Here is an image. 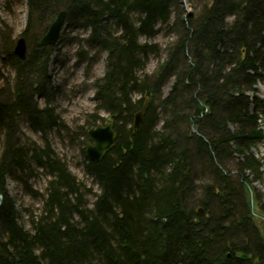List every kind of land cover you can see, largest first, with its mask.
<instances>
[{"label": "trees", "instance_id": "obj_1", "mask_svg": "<svg viewBox=\"0 0 264 264\" xmlns=\"http://www.w3.org/2000/svg\"><path fill=\"white\" fill-rule=\"evenodd\" d=\"M27 2L26 59L6 35L0 40V62L13 72L0 75V264H264L255 219L264 217V202L254 188L264 181V163L254 154L264 145V101L248 95L264 80V0H193L190 14L183 0ZM62 11L70 29L90 31V46L107 53L105 75L94 83L96 113L117 116L116 147L101 162L82 148L86 172L100 188L91 206L92 190L48 139L63 128L49 74L55 47L38 43ZM160 33L170 40L165 51L140 41ZM163 54L147 74L149 58ZM92 118L89 130L104 122ZM24 124L43 146L24 136ZM37 169L51 179L45 195L29 185ZM9 179L42 201L32 230L19 223Z\"/></svg>", "mask_w": 264, "mask_h": 264}, {"label": "rangeland", "instance_id": "obj_2", "mask_svg": "<svg viewBox=\"0 0 264 264\" xmlns=\"http://www.w3.org/2000/svg\"><path fill=\"white\" fill-rule=\"evenodd\" d=\"M183 5L190 13L193 11V0H183ZM27 23V0H0V40L2 35H6L15 46L17 40L25 32ZM90 35V31L72 30L67 26L61 34L60 43L55 47L49 65V74L54 87L58 89L53 107L61 118L63 128L60 131L54 130L48 135L49 142L56 155L63 160L70 172L86 190L89 192L92 190V193H86V202L89 206L94 203V195L100 193V188L94 178L86 172L82 148L87 145L88 138L83 137L81 128L89 131L87 122H93V116L104 120V122H98L94 126L96 128L104 127L110 118L105 112L96 113L98 103L94 83L105 75L107 53L101 51L98 47L92 48L90 46L88 43ZM140 41L142 43L158 44L163 51L170 42L164 33H160L154 39L141 38ZM80 52H82V56L79 55ZM164 59L165 54L161 59L150 57L147 62L146 73L152 75ZM90 60H93V62L90 63ZM0 75L5 79H9L13 77V72L0 62ZM3 84L4 80L0 78V87ZM170 88L171 84L164 88L165 95L168 94ZM259 97L264 98L263 92H259ZM136 99L137 97H134V100ZM38 103L40 107H45L43 100L38 99ZM262 127L264 129V118ZM22 132L29 140L40 146L44 145L40 136L29 131L25 124L22 125ZM254 154L258 160L264 163V145H260L258 150L254 151ZM36 172L38 176L31 178L29 185L33 191L45 195L51 179L43 175L41 170L37 169ZM254 188L264 202V181L261 184H255ZM7 196L16 207L20 225L27 230H32L30 217L31 215L37 216L40 214L42 201L26 194L22 185L12 179L7 181ZM254 208L258 213V204L255 201ZM255 219L264 236V225L262 223L264 217L259 215Z\"/></svg>", "mask_w": 264, "mask_h": 264}, {"label": "water", "instance_id": "obj_3", "mask_svg": "<svg viewBox=\"0 0 264 264\" xmlns=\"http://www.w3.org/2000/svg\"><path fill=\"white\" fill-rule=\"evenodd\" d=\"M188 13L190 14L189 10ZM66 27V11H62L50 25L47 33L42 37L38 45L40 47L57 46L60 42L61 34ZM27 51L28 47L26 39L24 37L19 38L14 48V54L21 60H25ZM149 106L150 100H146L143 108L134 116V122L132 126L134 135L142 127ZM116 119L117 116H112L107 120V124L104 127H97L89 130L86 154L91 162H101L107 156V154H109L116 147L118 140V133L115 129ZM249 191L252 197L253 192L251 189ZM3 199V196L0 195V210L3 205ZM254 211L256 212V210ZM262 223L264 225V222ZM235 257L243 261L252 259L250 256L244 255L242 253H236Z\"/></svg>", "mask_w": 264, "mask_h": 264}, {"label": "bare ground", "instance_id": "obj_4", "mask_svg": "<svg viewBox=\"0 0 264 264\" xmlns=\"http://www.w3.org/2000/svg\"><path fill=\"white\" fill-rule=\"evenodd\" d=\"M15 46H16V45H15ZM87 143H88V142H87ZM87 143H86V144H87ZM86 147H87V145H86Z\"/></svg>", "mask_w": 264, "mask_h": 264}]
</instances>
